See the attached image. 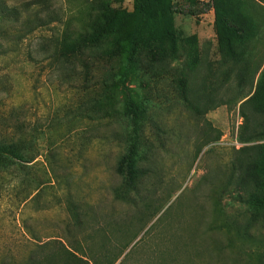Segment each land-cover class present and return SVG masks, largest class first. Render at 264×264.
Returning a JSON list of instances; mask_svg holds the SVG:
<instances>
[{
  "label": "rangeland",
  "instance_id": "obj_1",
  "mask_svg": "<svg viewBox=\"0 0 264 264\" xmlns=\"http://www.w3.org/2000/svg\"><path fill=\"white\" fill-rule=\"evenodd\" d=\"M162 1L145 3L175 42L143 46L125 78L135 0H0V128L38 152L27 170L46 181L27 202L28 185H6L0 264H260L249 232L264 240V211L233 166L264 146V104L249 100L264 71V0ZM97 2L124 12L116 31L60 54L67 26L85 28ZM216 4L246 18L237 62L220 48ZM246 121L257 139L240 140Z\"/></svg>",
  "mask_w": 264,
  "mask_h": 264
},
{
  "label": "trees",
  "instance_id": "obj_2",
  "mask_svg": "<svg viewBox=\"0 0 264 264\" xmlns=\"http://www.w3.org/2000/svg\"><path fill=\"white\" fill-rule=\"evenodd\" d=\"M95 10V13L82 30L74 32L67 26L62 38L57 42L60 54L84 51L85 48L99 44L104 38L116 31L124 12L102 2H97ZM134 13L138 15L139 22L129 34L124 56L125 65L121 68V71H118V75H123L125 78L135 67L137 56L143 46H151L153 43L161 44L165 38L171 40L173 44L175 42V34L170 25L167 24L168 18L154 17L153 14L148 12L145 0H135ZM215 13L220 48L227 57L237 62L243 57L245 49V32L240 25V21L244 22L246 18H235L233 8L229 4H216ZM239 33L241 34L239 35ZM238 43H242V45L239 47ZM126 94L128 96V111L130 117L134 119L137 115L136 103L128 91H126ZM253 99L264 104V71L260 75L259 84L254 95L249 100ZM245 126H248V128L242 130L241 141H251L259 137V132L250 131L249 122L246 121ZM19 127L20 125H18ZM24 143L22 134L18 138L9 137L0 128V197L3 196L6 185L15 179L28 185L27 193L21 200L24 202L38 195L45 185L46 181L30 175L31 172H28L27 169L33 167L32 165L35 164L39 154L34 149L25 150ZM253 149L257 151V156H250L249 160L246 161L242 157L238 158L237 162L234 163L233 173L236 172L238 183L243 184V186L251 185L253 192L249 201L264 211V146L248 148V151ZM124 165L127 167L125 184L131 185L136 177V170L132 162L127 161ZM119 170L123 172L124 169L119 168ZM249 237L259 245H263V249L259 253V262L263 264L264 240L257 238L250 232ZM65 250L68 252L70 263L71 260L75 259L74 262L78 260L76 249L65 248ZM28 264H35V261L30 257Z\"/></svg>",
  "mask_w": 264,
  "mask_h": 264
}]
</instances>
